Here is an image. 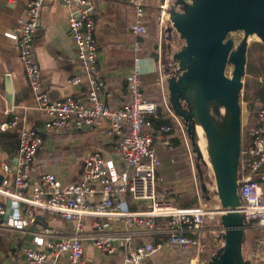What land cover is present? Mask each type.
Segmentation results:
<instances>
[{
    "label": "built area",
    "instance_id": "1",
    "mask_svg": "<svg viewBox=\"0 0 264 264\" xmlns=\"http://www.w3.org/2000/svg\"><path fill=\"white\" fill-rule=\"evenodd\" d=\"M45 1L29 0L24 17L19 19L14 31L7 33V37L18 44L19 57L26 68L38 108L49 116L48 127L54 131L73 127L108 130L115 139L120 164L100 151H92L84 159L86 169L79 182L64 184L54 173L43 172L31 196H25L22 192L34 179V160L44 140L36 130L24 129L15 179L17 192L10 190L11 164L0 162V224L6 223L8 200H11L13 214L6 224L14 229L33 226L38 214L73 223L72 234L68 236L47 228L36 232L35 247L25 251V264H88L85 243L89 240L97 251L107 256L124 252L122 264H150L156 254L168 247L181 253L199 249L200 258L205 246L204 235L210 229L207 227L209 219L217 218L222 235L219 210L216 204L180 206L171 197L172 192L160 188L158 176L162 161L156 148L161 146L173 151L177 132L169 125L156 127L151 122L150 117L157 115L160 104L145 95L142 69L135 68L127 77L128 104L121 108L108 105L103 98L106 84L98 60L96 0H60L73 8L68 27L79 70L69 84L81 89L76 95L53 101L34 53L35 35ZM127 1L137 12L132 26L133 33L140 37L136 50L143 51L144 37L149 32L148 0ZM167 7L164 5L161 9L166 11ZM161 77L163 104L183 132L168 102L162 72ZM16 124V120H9L0 128L6 131ZM248 133L251 142L246 147L242 144L240 158L239 210L247 229L261 231L258 246L264 248V109L259 113V125L251 127ZM137 236L143 240L134 244ZM208 258L201 262H208ZM262 260L260 255L256 256L254 264Z\"/></svg>",
    "mask_w": 264,
    "mask_h": 264
},
{
    "label": "crops",
    "instance_id": "2",
    "mask_svg": "<svg viewBox=\"0 0 264 264\" xmlns=\"http://www.w3.org/2000/svg\"><path fill=\"white\" fill-rule=\"evenodd\" d=\"M169 1L148 0L147 20L160 4H168ZM28 2L29 0H0V126L9 120L17 121L16 126L6 131L0 128V162L11 164L12 192L18 191L15 179L22 130L34 129L44 140L34 160V179L22 192L25 196H31L33 187L43 172L54 173L64 184L79 182L86 169L84 159L92 151H100L120 164L115 139L105 128L73 127L54 131L48 127L50 118L38 108L26 68L19 57L18 44L7 37V33L14 31L19 19L24 17ZM96 3L98 60L106 84L103 98L114 108L127 105V77L139 67L143 72L141 77L144 93L147 98L153 99L154 89L162 88L161 75L157 67L158 60L146 56L145 49L136 50L140 39L132 31V26L137 20L136 9L127 0H96ZM72 11V7L63 5L60 0H46L35 35L34 53L45 87L53 101L76 95L81 89L80 86L73 87L69 84L70 78L79 70L76 48L68 27V18ZM6 78H10L12 85V103L8 100ZM156 151L159 159L164 162L158 176L160 188H163L175 177L171 164L172 153L161 146H157ZM262 171L264 172V167ZM262 188L264 191V184ZM173 199L175 200L174 195ZM38 215L36 223L23 230L9 227L6 223L0 224V264H25V251L35 247L33 239L41 229H52L66 236L72 234L73 223ZM87 229L90 231L89 227ZM142 240L143 237L137 236L134 244L141 243ZM85 253L88 264H122L124 255V252L115 256L102 254L93 247L90 240L85 243ZM182 254L168 247L156 254L150 264H178Z\"/></svg>",
    "mask_w": 264,
    "mask_h": 264
},
{
    "label": "water",
    "instance_id": "3",
    "mask_svg": "<svg viewBox=\"0 0 264 264\" xmlns=\"http://www.w3.org/2000/svg\"><path fill=\"white\" fill-rule=\"evenodd\" d=\"M169 14L173 29L185 42L174 54L178 73L167 79L170 104L190 126L195 148L192 115L202 124L209 138L217 180L214 197L219 210L222 246L205 264H252L243 255L247 226L239 210L244 133L241 98L248 67L249 38L257 36L264 44V0H176ZM234 32L244 33L237 46L229 38ZM228 65L234 67L232 77L226 73ZM199 81L193 100H187L185 93ZM6 86L9 103H12L10 78H6ZM211 100L227 107L230 122L222 131H214L216 123L208 106ZM195 151L199 154L197 148ZM12 214L9 201L4 222L7 223Z\"/></svg>",
    "mask_w": 264,
    "mask_h": 264
},
{
    "label": "rangeland",
    "instance_id": "4",
    "mask_svg": "<svg viewBox=\"0 0 264 264\" xmlns=\"http://www.w3.org/2000/svg\"><path fill=\"white\" fill-rule=\"evenodd\" d=\"M175 1L176 0H170L168 4L163 2L156 10L151 12L152 15L150 14L148 18L149 32L147 36L144 37L145 46H150V48L152 47L157 50L158 60H160V63L157 61V67L160 75L162 72V76L166 80V86L167 79L177 75L179 70L178 63L174 60V54L185 46V42L173 29L171 16L169 14V11ZM164 5H168L166 11L161 9ZM243 36V32H234L229 35V38L233 39L235 41V45L237 46L242 41ZM249 43L248 66L256 65L260 68L264 63V49L256 48L254 45L262 43L257 36H251L249 38ZM233 69V66L228 68L229 76H232ZM160 83H162V77L160 79ZM260 83L264 84V75H262V77L254 78L248 73L246 74L244 79V90L241 98L244 127H247V125L250 124V121L256 117L260 111L261 102L259 100L258 93ZM246 95H249L250 97V104L249 101L245 99ZM169 97L170 95L168 92L167 98L170 103ZM249 106L252 110H250ZM170 107L173 114L179 118L183 126V132L181 131L183 142L179 148L178 154H176L177 160H175L174 155L171 157V164L175 171V177L171 182L169 180L168 186H164L162 189L172 192L175 197V202L178 205L184 206L182 204L187 203L194 206H198L199 204L212 206L215 204L214 192L216 189L214 171L210 169V167L195 151L196 148L192 145V136L189 132L190 126L186 124L182 117L175 113L171 104ZM218 111L220 112V108ZM163 166L164 162L162 161V167ZM175 181L176 183H173ZM217 226V218L209 219L207 227L210 229L204 235L203 242L205 244V249H202V251H204L200 258L198 254L200 250L196 249L193 252L183 253L180 256V262H178V264H205L206 262L202 263L201 261L207 257H209L207 260L210 261L211 257L222 246V240L219 237L221 236V233L219 232V228ZM255 232L256 230L246 229V239L243 244L244 258H248L252 264L256 261V256L260 255V257L264 258V248L258 246L261 236H255ZM256 237L258 238L256 239ZM254 239L256 240V243ZM258 264H264V261H260Z\"/></svg>",
    "mask_w": 264,
    "mask_h": 264
},
{
    "label": "trees",
    "instance_id": "5",
    "mask_svg": "<svg viewBox=\"0 0 264 264\" xmlns=\"http://www.w3.org/2000/svg\"><path fill=\"white\" fill-rule=\"evenodd\" d=\"M254 46H256V48L259 49H264V44H260L258 43L257 45L255 44ZM146 56L152 57L153 59L158 60V53L157 50L154 48H150V46H145V53ZM247 73L251 76H253L254 78H258V77H262V75H264V63L261 65L260 68H258L256 65H250L247 67ZM154 97L153 99L156 100L157 102H159V109H158V113L156 116H152L150 117L151 122L153 123L154 126L158 127L160 125H169L171 126L174 130H176V138L174 139L173 143H174V150L171 151L172 155L175 156V160H177V155L179 152V148L183 142L182 140V133L179 131L177 124L175 123L174 119L172 118L171 114L169 113V111L167 110V108L165 107V105L163 104V92L162 89L160 88H155L154 89ZM259 100L261 102V108L260 111L258 112L257 116L254 117L251 121L250 124L247 125V127L245 126L244 128V133H243V146L246 147L250 144L251 142V137L249 136V129L251 127L257 126L259 125V113L264 109V84H259ZM245 99L247 101H249L250 104V97L249 95H246ZM250 107V106H249ZM250 110H252V108L250 107ZM184 205L183 207H189V206H194V205H190L187 203L182 204ZM181 206V205H180ZM255 230V229H253ZM258 234H257V233ZM255 232V236H260L261 235V231L256 230ZM258 237H256L257 239ZM255 240V239H254ZM256 243V240H255Z\"/></svg>",
    "mask_w": 264,
    "mask_h": 264
},
{
    "label": "bare ground",
    "instance_id": "6",
    "mask_svg": "<svg viewBox=\"0 0 264 264\" xmlns=\"http://www.w3.org/2000/svg\"><path fill=\"white\" fill-rule=\"evenodd\" d=\"M230 66H232V65H228V67H227V71H226L227 75H228V68ZM229 77H232V76H229ZM199 83H200V81L193 83L192 86L187 90V92L185 93V98L187 100H189V101L193 100L195 92H196V88H197ZM216 103H217V101H215V100L208 101V106H209L210 114L214 119L213 122L216 123V127L214 126V131L215 130L222 131L229 124L230 117L228 115L227 107L222 106V105L219 106L218 105L219 102L217 103V105H216ZM215 105H216V107H215ZM218 108H220V112L217 110ZM216 111H218V113ZM220 113L225 115V116L222 117L220 115ZM192 116L195 119L194 120L195 122H193V124H194V126H193V133H194L193 140L196 143V148L199 152V155L203 159V161L210 167L211 170L214 171V176H215V181H216L215 183L217 185L215 167L213 164V158H212V154H211V150H210L211 147H210V143H209V138L207 137L202 124L195 117V114Z\"/></svg>",
    "mask_w": 264,
    "mask_h": 264
}]
</instances>
